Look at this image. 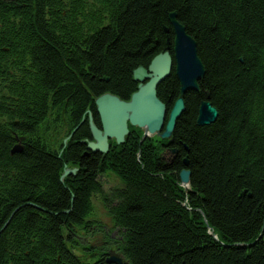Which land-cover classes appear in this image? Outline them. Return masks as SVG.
Masks as SVG:
<instances>
[{
  "label": "trees",
  "instance_id": "1",
  "mask_svg": "<svg viewBox=\"0 0 264 264\" xmlns=\"http://www.w3.org/2000/svg\"><path fill=\"white\" fill-rule=\"evenodd\" d=\"M172 14L205 72L182 97L175 159L131 127L93 153L94 99L129 100L133 72L172 49ZM156 96L173 108L174 72ZM204 102L218 116L198 126ZM65 166L78 172L62 181ZM109 172L126 183L109 213L127 264H264V0H0V264H105L113 240L89 219Z\"/></svg>",
  "mask_w": 264,
  "mask_h": 264
},
{
  "label": "water",
  "instance_id": "2",
  "mask_svg": "<svg viewBox=\"0 0 264 264\" xmlns=\"http://www.w3.org/2000/svg\"><path fill=\"white\" fill-rule=\"evenodd\" d=\"M169 21L174 32L172 49L168 47L164 53L155 56L147 68L139 67L133 72L132 79L137 83V88L129 100L122 101L110 94H103L94 99L100 128L95 126L90 115L91 141H82L93 153L106 155L111 141L116 146L123 145L129 136V127L142 130L141 143L154 136L167 140L168 145L172 144L176 122L184 112L182 97L187 92L198 90V82L205 72L197 57L193 39L186 34L184 27L176 22L174 14L170 15ZM172 72L180 86V97L168 111L158 101L156 90ZM217 116V110L210 103L204 102L198 108L196 123L198 126L208 125L214 122ZM70 137L63 141V146ZM19 147H14L12 153L19 152ZM184 164L186 165V161ZM77 172L78 169L65 166L60 178L63 181L66 177H75ZM178 179L182 187L190 188V173L186 169L179 173ZM105 255V264H127L121 255L110 251Z\"/></svg>",
  "mask_w": 264,
  "mask_h": 264
},
{
  "label": "rangeland",
  "instance_id": "3",
  "mask_svg": "<svg viewBox=\"0 0 264 264\" xmlns=\"http://www.w3.org/2000/svg\"><path fill=\"white\" fill-rule=\"evenodd\" d=\"M117 172H109L107 175L101 178V186H102V193L96 194L92 197V211L93 215H91L89 221L90 226L94 230L98 229H105L106 234L108 235V239L110 241L113 240V243L108 245L109 250L117 252V247H120L124 235V230L121 227H117L114 224V219H112L109 208L111 205L118 202L120 198L118 195L119 190L126 189V183L124 180H121L119 176H117ZM97 233L93 236H84L85 242L87 244L92 245H101L102 244V234L99 232L94 231ZM209 234L211 232L209 231ZM112 239V240H111ZM77 255L80 258L85 259L86 256L81 253V250L76 251ZM119 253V252H117Z\"/></svg>",
  "mask_w": 264,
  "mask_h": 264
},
{
  "label": "flooded vegetation",
  "instance_id": "4",
  "mask_svg": "<svg viewBox=\"0 0 264 264\" xmlns=\"http://www.w3.org/2000/svg\"><path fill=\"white\" fill-rule=\"evenodd\" d=\"M151 139H153L154 141H158L156 138H153V137H150V140ZM167 145H168V142H167ZM167 145H163L165 149L164 150L162 149L160 155H161L162 160L171 161L175 159L176 152L174 151L173 148H170L171 145H168V146Z\"/></svg>",
  "mask_w": 264,
  "mask_h": 264
}]
</instances>
